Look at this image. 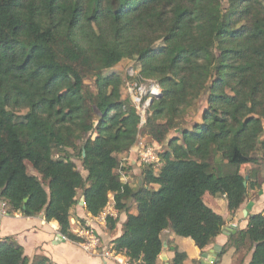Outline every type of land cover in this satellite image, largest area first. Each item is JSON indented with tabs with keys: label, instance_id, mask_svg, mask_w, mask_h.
<instances>
[{
	"label": "trees",
	"instance_id": "trees-1",
	"mask_svg": "<svg viewBox=\"0 0 264 264\" xmlns=\"http://www.w3.org/2000/svg\"><path fill=\"white\" fill-rule=\"evenodd\" d=\"M124 57L135 60L129 79L160 89L148 95L142 124L113 70ZM200 103L199 120L182 128ZM175 129L180 134L168 138ZM141 133L166 148L132 186L120 179L118 155ZM263 134L264 0H0V203L7 213L43 214L77 240L70 232L77 200L97 216L113 194L126 213L115 251L130 264H157L163 230L198 231L204 244L221 232L223 218L204 193L224 194L234 212L248 188H260L256 168L243 181L244 167L264 160ZM115 224L109 216L108 227ZM231 247L243 253L238 264L248 254L246 264H264V212L250 215L220 256ZM173 250L180 264L186 253ZM0 264L55 263L30 260L6 236Z\"/></svg>",
	"mask_w": 264,
	"mask_h": 264
},
{
	"label": "crops",
	"instance_id": "crops-1",
	"mask_svg": "<svg viewBox=\"0 0 264 264\" xmlns=\"http://www.w3.org/2000/svg\"><path fill=\"white\" fill-rule=\"evenodd\" d=\"M172 134L173 136L179 135L175 132ZM172 134L169 136L172 137ZM145 139L152 145L147 135ZM160 146L158 145V147ZM140 148L141 145L138 141L128 152L118 155L120 164L117 172L120 175V179L130 183L132 186L141 184L142 170L146 167L140 159ZM252 168L259 170L260 188H248L244 202L234 212L228 209L224 194L211 195L207 192L203 194L202 199L205 204L223 218L221 232L213 242L204 244L199 237L198 231L194 232L191 237H181L175 234V228L171 226L161 232L162 251L157 259V264H173L174 246L177 247L178 251L186 253V258L180 264H200L199 259L204 252L209 255L217 252V259L214 264H232L233 258L237 256L235 248H229L220 256L223 246L231 235L238 230L246 228L250 215L264 212V160L259 166H245L244 169L247 175ZM256 178L257 176L252 180H256ZM111 196L112 200L113 194ZM129 206L130 212L134 213L133 209L136 205L129 203ZM91 217L92 215L85 209L83 197H80L73 206L70 226L72 227L74 224L77 226V223L92 221ZM113 218L116 219L115 227L99 226L103 239L108 244H113L112 241L122 233V225L126 219V213L119 212L116 209V214ZM6 236L13 237L22 246L24 254L30 260L37 255H43L55 264H119L112 259H103L87 253L79 246L77 241L62 239L58 223L54 220H46L43 214L34 216H25L20 212L0 214V238ZM216 246L217 248H215ZM219 247L221 248L220 251ZM123 257L125 258V256ZM249 259L250 254L246 255L245 264Z\"/></svg>",
	"mask_w": 264,
	"mask_h": 264
},
{
	"label": "rangeland",
	"instance_id": "rangeland-1",
	"mask_svg": "<svg viewBox=\"0 0 264 264\" xmlns=\"http://www.w3.org/2000/svg\"><path fill=\"white\" fill-rule=\"evenodd\" d=\"M213 2H223V0H212ZM113 70H115L117 73H119L123 80V86H122V94L124 97H130L132 102L135 104L138 113H140L141 115V124L144 122L145 117L147 115V108L149 106L150 103V97L148 95L150 94H154L157 95L160 92V89L157 88L156 84H154V82H150V81H145L143 83H140L139 85L136 83V81H134L133 79H129V77H132L136 74V69H135V60L128 58V57H124L119 63H117L114 67ZM87 84L90 85L91 89H93L94 85H93V81L91 79H88ZM153 85V91L150 92L149 88L150 86ZM147 96V98H146ZM145 97V98H143ZM203 104L200 103L199 105V109L196 111L195 114L191 115V114H187L185 116L186 118V123L182 125L183 127H190L192 125L193 122H196L199 120V116L202 110ZM97 114L98 111L96 110ZM173 132H175L176 134H180V130L179 129H175L174 131L170 132V134H172ZM169 134V135H170ZM145 134H140L139 135V143L141 145H150L148 141H146L145 139ZM173 136V134H172ZM149 138V137H148ZM168 138H170V136H168ZM151 140V139H150ZM148 142V143H147ZM152 145L154 147L153 151L156 155V157H159L160 159V153L164 151V149L166 148V142L164 144H162L160 147H158V144L155 142H152ZM73 161L76 163L77 167L81 170V165H80V161L76 158H73ZM155 165L157 164V161L154 162ZM27 164V169H28V173L30 174H36V171L33 169V167L31 166V164L29 162H26ZM144 164V163H143ZM82 172H84L82 170ZM136 180V178H135ZM155 187V186H154ZM156 188V187H155ZM110 198V197H109ZM133 212L135 214H140V210L137 209V207H135L133 209ZM141 221L145 224V228L147 226L146 221L144 218H141ZM174 251V250H173ZM243 256V253L240 252L238 254V256H235V258H233V262L232 264H238L239 263V259ZM195 264V263H192Z\"/></svg>",
	"mask_w": 264,
	"mask_h": 264
},
{
	"label": "built area",
	"instance_id": "built-area-1",
	"mask_svg": "<svg viewBox=\"0 0 264 264\" xmlns=\"http://www.w3.org/2000/svg\"><path fill=\"white\" fill-rule=\"evenodd\" d=\"M158 88V86H156ZM150 92L153 90V85L150 86L149 88ZM141 145V144H140ZM154 147L152 145H141L139 155L142 163L144 164H150L152 162L157 161L158 158L156 157L155 153L153 152ZM109 200L106 204V206L102 209L99 215L93 216L92 215V221H86L84 223H77V226H70V232L74 234V236L77 237V243L79 246L86 251L87 253L93 255V256H98L103 259H112L116 261L119 264H130L128 262V258L124 255L117 253L114 249L113 244H108L105 243L103 236L101 234L99 226H108L107 225V218L109 216L115 217L116 214V208L114 207V200L109 194ZM0 214H7V209H6V203L1 202L0 203ZM61 238L64 240H68L69 238L61 233ZM127 259V260H126Z\"/></svg>",
	"mask_w": 264,
	"mask_h": 264
},
{
	"label": "water",
	"instance_id": "water-1",
	"mask_svg": "<svg viewBox=\"0 0 264 264\" xmlns=\"http://www.w3.org/2000/svg\"><path fill=\"white\" fill-rule=\"evenodd\" d=\"M83 154H84V151H83ZM247 179H248V175L246 174L244 181H243L244 185L247 184ZM26 200H27V198L25 199V201ZM215 248H217V246ZM220 250H221V248L219 247V251ZM216 259H217V252H213L211 255H209L207 252H204L203 254H201L199 262H200V264H214Z\"/></svg>",
	"mask_w": 264,
	"mask_h": 264
}]
</instances>
